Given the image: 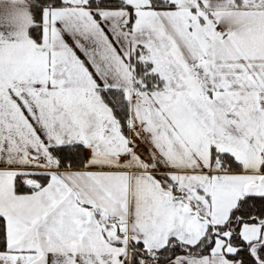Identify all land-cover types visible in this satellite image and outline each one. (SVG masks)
<instances>
[{
    "label": "crops",
    "instance_id": "obj_1",
    "mask_svg": "<svg viewBox=\"0 0 264 264\" xmlns=\"http://www.w3.org/2000/svg\"><path fill=\"white\" fill-rule=\"evenodd\" d=\"M169 1L176 10L135 7L131 33L128 11L52 9L38 47L25 4L0 0V264H132L131 243L195 246L264 197V0H186L208 15L199 28ZM136 47L163 89H136ZM105 91L125 94L127 135ZM71 145L85 147L84 168L56 169L49 149ZM35 175L48 184L18 195L16 180ZM240 237L264 245V223ZM229 238L160 264H237Z\"/></svg>",
    "mask_w": 264,
    "mask_h": 264
},
{
    "label": "trees",
    "instance_id": "obj_2",
    "mask_svg": "<svg viewBox=\"0 0 264 264\" xmlns=\"http://www.w3.org/2000/svg\"><path fill=\"white\" fill-rule=\"evenodd\" d=\"M80 2V0H77ZM152 11L176 10V5L169 0H145ZM26 7L30 16L29 36L34 45L40 46L44 39L45 12L52 9L72 7L64 0H28ZM85 10H115L128 11L131 14V22L128 25L129 33L135 20V7L127 4L124 0H88ZM147 51L143 47H136L130 57V70L137 90L157 91L164 87V81L153 70L151 62L146 61ZM103 100L111 109L113 117L119 124L123 135L128 133L129 104L123 92L105 91ZM49 158L56 162L55 168L83 169L85 162V147L83 145H71L54 147L49 149ZM214 160L222 161L224 166L230 164L231 157L227 154L215 153ZM16 180V193L27 195L37 189L45 187L49 182L48 175L33 176L35 185L26 184L23 180ZM264 223V197L246 198L232 212L229 221L223 227L209 226L206 235L195 246H186L175 240H170L168 245L159 251H147L140 243H131L130 254L132 264H139L141 259L152 260L154 263H165L178 255L199 256L210 254L216 238L223 234L230 235L229 244L237 249L236 255L231 257L237 264H264V245L255 250L253 245L245 244L240 237V229L243 224ZM6 251V224L0 217V252Z\"/></svg>",
    "mask_w": 264,
    "mask_h": 264
},
{
    "label": "rangeland",
    "instance_id": "obj_3",
    "mask_svg": "<svg viewBox=\"0 0 264 264\" xmlns=\"http://www.w3.org/2000/svg\"><path fill=\"white\" fill-rule=\"evenodd\" d=\"M20 4H25V6H26V1H28V0H17ZM30 1V0H29ZM66 3H70L71 5H72V7H68L69 9H75L76 11L78 10V11H80V12H82V16L83 17H81L80 16V18H84V15L86 14V12H87V10H85V5L87 4V2H88V0H80V2H78L77 0H64ZM127 4H130L131 6H133V7H142L143 6V4L144 3H146V5H145V8L147 9V10H149V11H152V10H150L149 9V4L145 1V0H124ZM174 2H178L179 4H180V6H181V9L183 10V11H185L184 12V16L185 17H187V20L188 21H190L189 23L192 25V27L193 28H199V26H201V19L203 18H207L208 17V15L207 14H205V12H201V11H197V9L196 10H193L192 8H191V10L192 11H190V12H186V11H188V9H189V4L187 3V1L186 0H184L182 3L181 2H179V0H173ZM239 1V0H238ZM243 1H245V0H243ZM246 2V1H245ZM249 2H250V0H249ZM262 2H264V1H262ZM183 4H185V6H183ZM192 5H195L196 3L193 1L192 3H191ZM135 5V6H134ZM188 8V9H187ZM60 9H65V8H60ZM86 11V12H85ZM153 12V11H152ZM46 13H48L47 11L45 12V15H44V17H47V14ZM142 20H143V17H142ZM143 22L145 23V21L143 20ZM143 23V24H144ZM211 26H212V22L211 23H209ZM143 28H145V26H143ZM146 31V30H145ZM144 36H145V34H144ZM158 49H163V50H165V51H169L171 54L172 53H174V50L168 45L167 46V48H163L162 46L161 47H159ZM147 55V54H146ZM146 60V59H145ZM181 67H183L182 65H180ZM262 154V153H261ZM261 154H260V157H261Z\"/></svg>",
    "mask_w": 264,
    "mask_h": 264
},
{
    "label": "built area",
    "instance_id": "obj_4",
    "mask_svg": "<svg viewBox=\"0 0 264 264\" xmlns=\"http://www.w3.org/2000/svg\"><path fill=\"white\" fill-rule=\"evenodd\" d=\"M261 158H262L263 161H264V153L261 154ZM146 262H147V261H145V259H141L139 264H147Z\"/></svg>",
    "mask_w": 264,
    "mask_h": 264
}]
</instances>
